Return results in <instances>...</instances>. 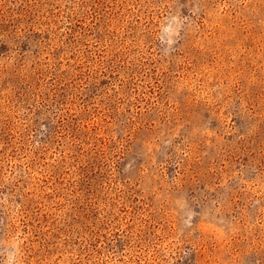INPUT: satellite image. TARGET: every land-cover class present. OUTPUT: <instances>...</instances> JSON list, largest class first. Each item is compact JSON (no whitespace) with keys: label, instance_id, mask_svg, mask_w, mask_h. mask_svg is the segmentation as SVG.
<instances>
[{"label":"rangeland","instance_id":"1","mask_svg":"<svg viewBox=\"0 0 264 264\" xmlns=\"http://www.w3.org/2000/svg\"><path fill=\"white\" fill-rule=\"evenodd\" d=\"M0 264H264V0H0Z\"/></svg>","mask_w":264,"mask_h":264}]
</instances>
